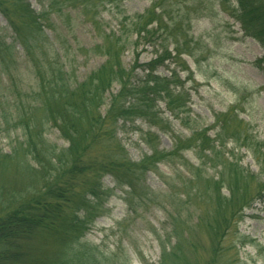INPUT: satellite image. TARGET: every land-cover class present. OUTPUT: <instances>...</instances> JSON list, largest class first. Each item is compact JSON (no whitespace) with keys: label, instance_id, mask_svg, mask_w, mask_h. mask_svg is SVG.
Instances as JSON below:
<instances>
[{"label":"trees","instance_id":"16d2710c","mask_svg":"<svg viewBox=\"0 0 264 264\" xmlns=\"http://www.w3.org/2000/svg\"><path fill=\"white\" fill-rule=\"evenodd\" d=\"M69 12L82 17L95 38L88 49L76 47L78 55L70 59L71 47L59 34L60 19L69 20ZM190 12L179 0H156L134 14L121 0H46L39 12L25 0H0L6 22L0 28V264L127 263L84 240L106 215L115 191L136 218L152 209L163 214L159 227L151 228L160 252L157 264H190L182 246H195L183 234L193 188L195 197L208 198L197 220L207 237L208 258L202 262L238 263L224 240L236 232L243 209L263 201L264 152L238 128L229 130V114L215 116V127L221 125L214 138L208 129L187 138L175 132L173 123L187 129L189 122L185 84L192 79L182 57L189 54ZM225 12L264 53V0H233ZM104 13L114 25L104 21ZM143 46L152 49V58L139 63ZM78 56L102 62L81 76ZM162 67L167 76L158 72ZM138 121L156 133L140 132L150 154L133 162L119 131ZM158 134L171 139L169 150L159 149ZM228 140L251 153L257 174L224 152ZM188 151L196 168L184 157ZM213 170L216 176L206 178ZM148 174L165 191L149 189Z\"/></svg>","mask_w":264,"mask_h":264},{"label":"rangeland","instance_id":"374dc122","mask_svg":"<svg viewBox=\"0 0 264 264\" xmlns=\"http://www.w3.org/2000/svg\"><path fill=\"white\" fill-rule=\"evenodd\" d=\"M25 1L36 12L41 10L43 3L46 4V0ZM153 1L156 0H121V4L127 13L134 14L141 13ZM179 2L186 4L189 12L191 11L187 43L189 54L184 55L182 60L189 68L192 80L185 84V89L190 96L188 126L185 129L173 123L175 132L187 138L193 131L208 129L207 135L214 138L221 125L216 123L215 127V116L229 114L227 120L229 130L238 128L240 133H245L254 144L259 146L263 154L264 73L261 67L264 65H259V61L264 57L263 50L254 40L245 37L241 26L225 12L233 0H179ZM66 14H69L70 18L68 20V17L63 16L60 19L59 34L61 39L67 41V48L70 46L73 50L69 49L70 59L78 55L74 50L76 47L88 49L94 44L95 38L90 25L82 17L71 12ZM103 18L107 24H115L109 13H104ZM5 27L6 22L0 16V28ZM8 34H10L9 31H7ZM140 49L142 48H139V51ZM150 58H152V49L143 46L139 63H144ZM77 62L79 63L78 73L83 76L97 67L102 60L93 56L88 58L78 56ZM124 63L127 66L130 65V55L124 57ZM173 67L175 65H171V68ZM158 72L164 76L168 75L164 67ZM25 78L29 79L27 74ZM181 78L186 79L187 74H181ZM228 111L230 112L227 113ZM126 125L125 130L119 131V137L129 158L133 162H138L145 155L150 154L140 138V132L145 133L150 129L140 121L133 126ZM213 125L214 128H212ZM150 131L156 133V130ZM158 136L159 149L169 150L172 144L171 139L161 134ZM3 144L5 141L2 142ZM224 152H231L234 162L238 161V164L251 174H257L258 168L250 152L230 141L227 142ZM225 156L228 157V154ZM184 157L191 166L197 167L198 162L193 152H184ZM159 170L167 176L171 173L164 166H160ZM212 176H216V170L207 171L205 174L206 178ZM105 184L112 187L109 178L105 179ZM146 185L154 192L165 191L162 182L153 174L147 175ZM199 188L202 190V187L199 186ZM175 194L178 193L175 192ZM221 194L228 197L224 189H221ZM189 195L192 198L187 208L188 219H184L186 233L183 234L188 235L195 246L194 248L188 245L182 246V253L190 264H204L208 258L207 237L203 226L198 224L197 220L203 218L208 198L202 197L201 194L195 197V188L190 189ZM119 196H122L120 191H115V196L107 203L106 215L95 221L84 240L92 246H97L105 255L114 257L120 263L127 260L125 264H157L160 252L152 229L159 227L164 219L163 214L157 209H152L142 217L136 218L127 212L126 205L118 198ZM241 215L240 222L235 226L236 232L231 231L227 234L224 246L231 248V257L234 255L238 259L237 264H262L264 198L263 201L254 202L249 208L243 209Z\"/></svg>","mask_w":264,"mask_h":264}]
</instances>
